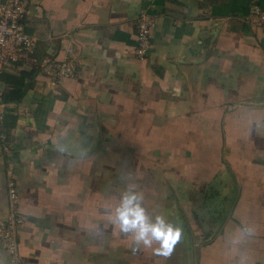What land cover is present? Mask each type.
<instances>
[{
	"label": "crops",
	"instance_id": "obj_1",
	"mask_svg": "<svg viewBox=\"0 0 264 264\" xmlns=\"http://www.w3.org/2000/svg\"><path fill=\"white\" fill-rule=\"evenodd\" d=\"M248 5L28 0L37 56L72 48L77 70L0 75V218L11 170L23 219L0 264H264V17L246 21ZM142 11L155 23L138 59ZM126 187L182 228L170 256L110 223Z\"/></svg>",
	"mask_w": 264,
	"mask_h": 264
},
{
	"label": "built area",
	"instance_id": "obj_2",
	"mask_svg": "<svg viewBox=\"0 0 264 264\" xmlns=\"http://www.w3.org/2000/svg\"><path fill=\"white\" fill-rule=\"evenodd\" d=\"M248 11L245 20L260 23L264 11L259 2L248 0ZM28 0H0V75L4 71H15L24 66L33 67L60 84L64 79L74 77L77 61L72 48H67L65 57L61 59L47 56L39 58L36 54L37 37L28 31L26 15ZM155 23V15L142 11L135 21V45L133 53L138 59L146 58L151 46L150 33ZM3 85L0 78V124L2 121ZM1 140L5 139L0 133ZM6 147V146H5ZM7 203L5 216L0 218V248L11 260L18 257V231L22 225V217L18 209V192L11 170L6 177Z\"/></svg>",
	"mask_w": 264,
	"mask_h": 264
},
{
	"label": "clouds",
	"instance_id": "obj_3",
	"mask_svg": "<svg viewBox=\"0 0 264 264\" xmlns=\"http://www.w3.org/2000/svg\"><path fill=\"white\" fill-rule=\"evenodd\" d=\"M142 199L137 191L126 187L110 213V223L124 234L131 233L135 245L151 248L153 242H157L159 246L153 249L154 254L168 257L180 242L182 228L166 223L160 214L153 220L146 212Z\"/></svg>",
	"mask_w": 264,
	"mask_h": 264
}]
</instances>
